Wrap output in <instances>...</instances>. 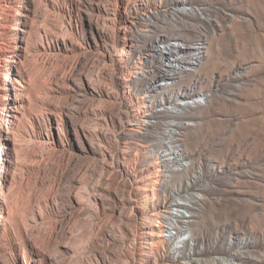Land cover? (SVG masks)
Instances as JSON below:
<instances>
[{"label": "rangeland", "instance_id": "rangeland-1", "mask_svg": "<svg viewBox=\"0 0 264 264\" xmlns=\"http://www.w3.org/2000/svg\"><path fill=\"white\" fill-rule=\"evenodd\" d=\"M0 11V67L14 60L21 84L0 86V264H264V0H0ZM137 66L169 76L150 88ZM154 176L152 204L142 180ZM155 211L170 233L148 261L139 230Z\"/></svg>", "mask_w": 264, "mask_h": 264}, {"label": "bare ground", "instance_id": "bare-ground-1", "mask_svg": "<svg viewBox=\"0 0 264 264\" xmlns=\"http://www.w3.org/2000/svg\"><path fill=\"white\" fill-rule=\"evenodd\" d=\"M0 15H1V17H0V31L9 30L10 27H9L7 21L4 19V15H6L5 12L4 11H0ZM131 19H133V21L141 22V21H145L147 19H150V17L145 12H142L141 15L133 14L131 16ZM128 28H129L128 26H125V31H128ZM63 40H64L63 42H67V41H69L71 39H69L68 37H65V38H63ZM126 40H128V39H126ZM171 43H173V45H174L173 48L177 49V50L179 48H181V46L183 45L182 41H174V42H171ZM134 45H131V46H134ZM171 46L172 45L170 44V47ZM130 48L132 49V47H130ZM125 56H127V55H125ZM151 58H152V56L149 55V54H146V56L141 57L140 58V62H139L140 65H147V63L149 62V60H151ZM184 59L186 60L185 62L190 63L191 62L190 59H192V58L187 57V58H184ZM3 60H4V63H5V66L4 67H0L1 68L0 71L1 70L4 71V73H2V75L0 76V78L3 77L2 78V82H1V79H0V86L4 85L2 88L6 89V90L7 89L9 90V88H7V87L9 85H11L14 90H17L15 88V83L18 84V85H21L20 81L17 78H15L14 80L11 78L12 76H15V73L13 71V65H12L14 63V60H11V59H3ZM168 65L169 66H166V69L168 70L167 72H178V74L182 73L183 69L181 67H179V65L177 63L171 62ZM135 69H137L139 71V74L143 73V71H144L142 66H137ZM155 73H157L158 75H161V76H158V77L151 76L150 80H149V77H150L149 73L147 71H144V73H143V78L150 81V84L148 85L150 88L152 86H154V85L155 86H159L160 83H163V79H162L163 76L164 77L169 76V75H165V72H162V71H156L155 70ZM129 75L132 78H136L135 72L134 73L130 72ZM130 81H133V80L131 79ZM3 82H5V83H3ZM151 96H152L151 92H148L139 101L138 112H136L137 114L134 115L133 123L131 124V126L135 127L136 132L141 133L142 130H138V129H142L143 127H146V126L149 125V121L145 117V114H146V112H149L150 109H151V106H150ZM17 118H18L17 117V113H15V111L10 112L4 118L1 117V121L3 123V128L2 129H4V127H6L8 125L14 124L15 121L17 120ZM172 121H176V120H172ZM179 121H181V122H179L178 124H176L175 122H172V123L169 124V128L171 129L172 132H176L181 127H184V125H186L187 122H188V120H179ZM9 134H10V132H8V131L6 132V134L4 133V137H5L6 140L9 139L8 138ZM170 141L173 144V137L170 138ZM171 146H173V145H171ZM168 150L169 149H167V151ZM175 150H176L175 146H173V151H175ZM173 151L171 153L172 155L174 153ZM171 158H173V157L171 156ZM164 162H165V160H163L161 158H158V160L152 165L153 168H156L157 172L155 174H158L160 172L159 169H161V167L164 165ZM145 179L142 180V182H145L144 183V186H145L144 190L150 196H152L153 200L150 201V203L152 202V204H153V202L158 197V191H159V187H158L159 184L157 185V179L158 178L154 176V177H148V178H145ZM1 196H3V195H2V190L0 188V199H2ZM1 208H2V204L0 202V209ZM185 208H187V205L185 206ZM187 209H189V206H188ZM166 213L169 214L170 217L178 219V215L175 213V206L170 207L167 210ZM163 221H164L163 212L155 211V212H151L149 216H146V218L140 224V230L139 231H140L141 235L140 234L139 235L141 236V239L145 240V241H143L141 243V251L145 255L144 259H146L148 261H150L152 259V258H150V257H153L151 255L155 254L157 252V250H160L159 248L162 247L163 244L166 243L169 240L168 237H169L170 231L165 229V225H164Z\"/></svg>", "mask_w": 264, "mask_h": 264}, {"label": "built area", "instance_id": "built-area-1", "mask_svg": "<svg viewBox=\"0 0 264 264\" xmlns=\"http://www.w3.org/2000/svg\"><path fill=\"white\" fill-rule=\"evenodd\" d=\"M184 63V66L181 65L183 68L189 70V71H193V68H190L191 67V63H192V60H191V63H187V62H183ZM186 66V67H185Z\"/></svg>", "mask_w": 264, "mask_h": 264}]
</instances>
